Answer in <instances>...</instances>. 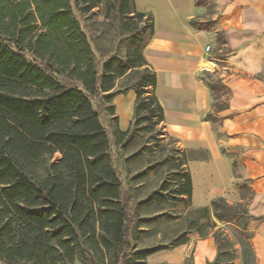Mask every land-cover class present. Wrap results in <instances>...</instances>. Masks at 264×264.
I'll return each mask as SVG.
<instances>
[{
	"label": "trees",
	"instance_id": "1",
	"mask_svg": "<svg viewBox=\"0 0 264 264\" xmlns=\"http://www.w3.org/2000/svg\"><path fill=\"white\" fill-rule=\"evenodd\" d=\"M77 6L89 19L101 15L103 36L115 33L123 47L98 59L71 0H0V261L6 264H144L150 254L189 240L187 234L171 246L131 245L139 220L135 195L125 190L95 105L134 90L133 119L115 134L129 142L140 131L151 133L159 146L165 112L144 55L154 17L135 0H78ZM191 23L200 26L196 18ZM207 77L221 92V80ZM107 108L115 114L114 105ZM171 150L165 162L175 170L179 195L191 199L187 152ZM212 210L223 220L239 214L238 205L219 196L190 211V228L207 236ZM213 236L218 254L208 264H233L232 243L221 232ZM248 256L256 259L250 244Z\"/></svg>",
	"mask_w": 264,
	"mask_h": 264
},
{
	"label": "crops",
	"instance_id": "2",
	"mask_svg": "<svg viewBox=\"0 0 264 264\" xmlns=\"http://www.w3.org/2000/svg\"><path fill=\"white\" fill-rule=\"evenodd\" d=\"M209 1L135 0L139 11L154 17V35L144 55L157 74L165 130L187 152L193 199L196 171L210 178L213 188L205 189L209 196L201 199L203 205L219 196L235 204L243 200L241 185L248 186L253 192L248 206L263 216L251 223V242L257 264H264V0ZM194 18L210 23L197 27L191 23ZM208 74L221 80L225 94L216 96ZM125 95L135 101L132 90L116 95L117 111ZM216 98L223 104L220 109ZM129 125L130 120L125 127L120 117L122 130ZM188 237L186 243L150 254L144 264H186L188 259L208 264L216 259L213 235Z\"/></svg>",
	"mask_w": 264,
	"mask_h": 264
},
{
	"label": "rangeland",
	"instance_id": "3",
	"mask_svg": "<svg viewBox=\"0 0 264 264\" xmlns=\"http://www.w3.org/2000/svg\"><path fill=\"white\" fill-rule=\"evenodd\" d=\"M71 2L75 15L91 37L98 59H100L102 51H113L118 47H123L120 44L121 37L115 33H111L107 37L103 36L102 31L98 28L101 25L96 24V21L102 19L101 15L95 16L94 20L89 19L77 6L78 0H71ZM198 2L206 4L210 1L198 0ZM208 10L210 12L213 10V4L210 3ZM209 23L210 21L200 22L202 25ZM0 39L2 40L3 38L0 36ZM98 48L101 51H98ZM221 90L224 94L227 92L224 87H221ZM221 92L215 91L216 96ZM121 99L123 100L117 103L118 111L115 97L112 102L96 100L95 105L100 112L101 121L109 135L114 165L119 170L125 190H131L135 195L133 207L138 214L136 219L139 220L134 235L130 239L131 245L137 247L136 249L171 246L175 241L184 239L187 234L195 233L201 236L198 231L190 228L187 218L193 208H198L194 205V201L196 205H203L201 204V199L209 196L208 193L204 192L205 189L210 187L212 191L210 178L203 177L196 171L194 178L195 200L193 195L191 199L187 195H179L178 187L173 180L175 170L170 163L165 161L173 155L172 147H181V149H184V147L165 128L159 146L156 145L151 133L143 131H140L132 141L128 142L126 138L123 142H119L115 130L118 125L120 127V117L122 124L126 127L129 124V120L131 122L133 119L135 104L134 99L131 100L128 95L121 97ZM110 105L115 106V114H112L111 110L107 108ZM166 183L167 188L166 186L164 187ZM240 189L243 200L233 204L238 205V216L234 219L223 220L215 216L212 210L210 216L213 225L208 227V235H213L214 232H221L223 237H226L232 243V248L230 249H232L231 251H233L234 255L233 264H257L256 259H253L252 256H248L246 259L244 254L248 250V244L252 246L253 226L251 223L263 216L254 213L248 206V201L253 196L250 188L242 184ZM208 205L211 206V203ZM199 215L200 218L204 216L202 212ZM203 219L206 223L207 220ZM132 254L131 252L130 255ZM108 264L112 263L109 262Z\"/></svg>",
	"mask_w": 264,
	"mask_h": 264
},
{
	"label": "built area",
	"instance_id": "4",
	"mask_svg": "<svg viewBox=\"0 0 264 264\" xmlns=\"http://www.w3.org/2000/svg\"><path fill=\"white\" fill-rule=\"evenodd\" d=\"M210 49H211V46L208 45V46L206 47V50H207V51H210Z\"/></svg>",
	"mask_w": 264,
	"mask_h": 264
}]
</instances>
